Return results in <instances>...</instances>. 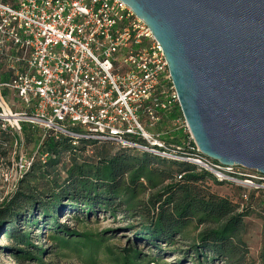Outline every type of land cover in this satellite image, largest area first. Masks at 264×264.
Returning a JSON list of instances; mask_svg holds the SVG:
<instances>
[{
	"label": "built area",
	"instance_id": "obj_1",
	"mask_svg": "<svg viewBox=\"0 0 264 264\" xmlns=\"http://www.w3.org/2000/svg\"><path fill=\"white\" fill-rule=\"evenodd\" d=\"M175 107L162 48L120 0H0V149L17 154L19 173L35 159L20 151L22 126L30 125L72 147L109 143L264 191V175L201 155L182 114L172 125L187 135L183 146L148 130Z\"/></svg>",
	"mask_w": 264,
	"mask_h": 264
},
{
	"label": "trees",
	"instance_id": "obj_2",
	"mask_svg": "<svg viewBox=\"0 0 264 264\" xmlns=\"http://www.w3.org/2000/svg\"><path fill=\"white\" fill-rule=\"evenodd\" d=\"M180 115L175 107L153 132L167 131L163 141L183 146L187 135L172 125ZM83 152L91 155L79 157ZM35 154L38 158L46 155L45 163L34 162L25 176L35 168L49 173L63 162L66 174L63 185L43 197L28 186L21 188L26 183L24 176L20 188L0 204V231L7 241L4 249L16 262L44 264L45 249L33 244L44 237L59 251H71L88 264H94L101 251L114 264H143L139 242L161 255L177 257L174 264L227 262L247 251L242 239L244 219L250 213L264 217V198L258 206L253 204V197H263L264 191L230 184L239 191L237 202V198L212 192L208 182L215 186L228 183L193 164L113 149L109 143L81 141L72 147L68 140H55L49 134L36 146ZM99 213L135 223L124 228L131 231L133 245L122 256H115L102 234L79 232L66 224H89ZM147 263L164 264L160 255Z\"/></svg>",
	"mask_w": 264,
	"mask_h": 264
},
{
	"label": "water",
	"instance_id": "obj_3",
	"mask_svg": "<svg viewBox=\"0 0 264 264\" xmlns=\"http://www.w3.org/2000/svg\"><path fill=\"white\" fill-rule=\"evenodd\" d=\"M159 43L199 153L264 175V0H120Z\"/></svg>",
	"mask_w": 264,
	"mask_h": 264
},
{
	"label": "rangeland",
	"instance_id": "obj_4",
	"mask_svg": "<svg viewBox=\"0 0 264 264\" xmlns=\"http://www.w3.org/2000/svg\"><path fill=\"white\" fill-rule=\"evenodd\" d=\"M157 127L158 126L148 128V130L153 132ZM111 147L113 149L116 148L112 145ZM12 151L13 150L10 147L0 149V204L3 200L10 198L14 192L20 188V180L29 171L28 170L25 174H21L19 173V169L14 168V164L18 159L17 154L13 155ZM20 151L21 154L28 159L35 156L34 162L36 164L37 162H40L35 154L36 147L31 146L25 148L23 145ZM83 155L88 156L91 155V153H78L79 157H84ZM64 163L65 162L60 163L61 165H57L56 169L49 170V173L46 172V169L44 171H39L35 168L25 176L26 183H24L21 188L24 190L28 186L32 193L39 195L40 197L47 195L52 190L58 189L63 185V180L66 174L63 167ZM208 184L212 192L222 196L237 198V202H239V191L235 187H230V184H222L218 186H215L210 182H208ZM263 198L264 196L262 197L261 194L257 197H253L254 206H258L260 200ZM96 217L97 219H93L89 224H80L77 227L72 222H67L66 224L71 228H75L79 232H86L92 235L102 234L104 238L108 239L107 245L111 247L115 256H122L124 254L123 252L128 250V248H131L133 245L131 231H127L124 228L130 225L133 226L135 223L122 222L119 217L116 220H113L108 215L100 213L97 214ZM63 219L64 218H62L61 221ZM63 221L65 222V220ZM244 222L246 229L242 239L247 249L246 253L243 256L231 258L227 262L216 261L213 264H264V217L260 214L257 215V213H250L249 216L244 219ZM38 234L39 233L36 232L34 235ZM42 239V241L33 240V244H38L41 249H45L46 252L43 257L44 264H88L71 251H59L47 237ZM6 245L7 241H5V237L0 231V264H33L31 262H16L10 254L5 251L4 247ZM138 251L143 256V264H148L147 262H149L151 258H155L159 255L163 258L164 264H174L178 261L177 257L161 255L147 247L143 242L138 243ZM94 264L114 263L112 262L111 257L105 256L101 251L95 257Z\"/></svg>",
	"mask_w": 264,
	"mask_h": 264
},
{
	"label": "crops",
	"instance_id": "obj_5",
	"mask_svg": "<svg viewBox=\"0 0 264 264\" xmlns=\"http://www.w3.org/2000/svg\"><path fill=\"white\" fill-rule=\"evenodd\" d=\"M21 134L19 135V138L22 140V147H36L40 144L41 139L43 138V130H33L30 129L31 126L29 125H23L22 126ZM30 127V128H29ZM38 129V128H37ZM30 137V139H27V137ZM40 138V139H39Z\"/></svg>",
	"mask_w": 264,
	"mask_h": 264
}]
</instances>
